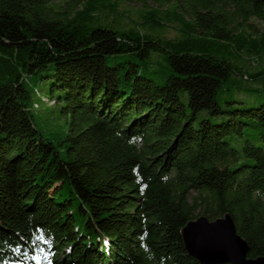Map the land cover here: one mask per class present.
Returning <instances> with one entry per match:
<instances>
[{
  "label": "trees",
  "instance_id": "16d2710c",
  "mask_svg": "<svg viewBox=\"0 0 264 264\" xmlns=\"http://www.w3.org/2000/svg\"><path fill=\"white\" fill-rule=\"evenodd\" d=\"M122 1L0 0V264H201L181 236L200 211L229 213L248 256H264V149L246 132L253 161L238 162L227 138L264 126V102L223 110L217 90L237 70L210 51L264 53V31L231 18L264 20V0H183L188 18L155 7L116 29ZM175 24L173 38L141 29ZM32 93L69 115L64 156L34 127Z\"/></svg>",
  "mask_w": 264,
  "mask_h": 264
},
{
  "label": "rangeland",
  "instance_id": "374dc122",
  "mask_svg": "<svg viewBox=\"0 0 264 264\" xmlns=\"http://www.w3.org/2000/svg\"><path fill=\"white\" fill-rule=\"evenodd\" d=\"M85 0H52L55 5H62L65 9L67 3H76L79 8L80 5ZM178 5V6H177ZM158 8L161 10L174 11L175 13H183L187 18L189 13L185 9L183 0H170L161 5H158L152 0L146 1V6L144 7L140 2L136 0H124L118 6V13L115 14V23L117 24L114 28H122L132 26L134 21H139V13L141 11H146L151 8ZM175 7H177L175 9ZM185 10H184V9ZM233 19L232 24L238 26V31H245L248 35L259 36L264 31V20L250 17L247 20H242L241 17L231 16ZM111 17L107 21H110ZM174 27H159L150 26L142 27V31L153 38H173L178 36L176 24ZM210 51L218 57H224L231 61L235 66V72H232L221 84L216 93V99L223 110H231L233 108H246L249 106H257L258 104L264 102V76L257 78L244 79L242 74L249 75L256 71L264 70V53L260 55H251L250 58H241L237 56L235 52H228L227 50H214ZM165 53L162 52H151L150 69L156 70L152 76L156 81H160L162 76L161 70L166 68L165 63ZM140 63L145 62L141 59L138 60ZM152 61V62H151ZM38 72L35 75L30 76V83L36 86L42 94H45V79L40 80V74ZM183 96V100L186 102V98ZM45 102V103H44ZM42 102L38 96L32 93L30 100V110L32 114V121L36 130H38L45 139L51 140L57 149L60 151L61 155L64 156V143H59L61 138L68 127L69 115L60 112V104L50 105L53 102L50 100ZM34 103L38 104V107H33ZM208 117L212 121H220L225 118L224 115H212L208 110L202 109L197 113V120ZM252 133L251 142L260 146L264 149V126H247L243 130V135L234 134L232 136H227L229 138V143L232 147L239 150V161L242 162H252L253 158L246 157L242 150L245 140L248 137L245 133ZM238 162L231 163V166H235ZM200 210V209H199ZM197 210V212L199 211ZM201 211L200 214L201 215Z\"/></svg>",
  "mask_w": 264,
  "mask_h": 264
},
{
  "label": "water",
  "instance_id": "95a60500",
  "mask_svg": "<svg viewBox=\"0 0 264 264\" xmlns=\"http://www.w3.org/2000/svg\"><path fill=\"white\" fill-rule=\"evenodd\" d=\"M186 251L201 264H264V256H248L229 213L213 220L199 215L181 229Z\"/></svg>",
  "mask_w": 264,
  "mask_h": 264
}]
</instances>
